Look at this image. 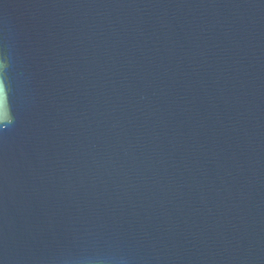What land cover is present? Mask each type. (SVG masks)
<instances>
[{
  "label": "water",
  "instance_id": "obj_1",
  "mask_svg": "<svg viewBox=\"0 0 264 264\" xmlns=\"http://www.w3.org/2000/svg\"><path fill=\"white\" fill-rule=\"evenodd\" d=\"M0 264H264V0H0Z\"/></svg>",
  "mask_w": 264,
  "mask_h": 264
}]
</instances>
